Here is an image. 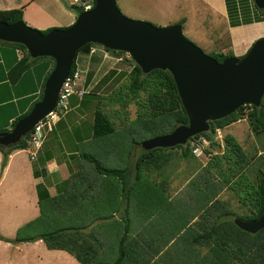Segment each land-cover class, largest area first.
I'll list each match as a JSON object with an SVG mask.
<instances>
[{
	"label": "crops",
	"instance_id": "1",
	"mask_svg": "<svg viewBox=\"0 0 264 264\" xmlns=\"http://www.w3.org/2000/svg\"><path fill=\"white\" fill-rule=\"evenodd\" d=\"M8 1L0 0V10L15 8L7 5ZM52 1L67 16L68 26L75 22L77 13L65 0L22 1L19 6L23 8V18H32L41 29L67 27L57 23L59 18L40 17L41 21H37L28 17L29 8L41 11ZM199 1L227 19L235 55L243 56L257 38L264 37V20L229 24L230 18L242 20V6L252 5L253 0L236 6H229L227 0ZM258 13L253 9L250 16ZM24 57L22 49L0 43V128L4 126L8 131L16 118L32 109L53 69L51 60L42 59L19 74L15 67ZM76 111L73 108L54 131L41 134L35 158L31 147L16 149L3 165L5 154L0 150V188L6 190L0 194V264H83L66 249L49 248L43 239L12 241L21 227L42 214L39 186L42 194L47 190L50 197L43 204L46 225L67 227L68 243L90 263L202 264L213 243L196 238L219 222L222 209L217 200L232 184L227 176H220L224 174L222 156L218 153L208 159L191 152L184 157L182 149L166 150L157 154L161 157L154 164L148 160L139 169L143 152L139 145L122 142L119 149L112 143L105 146L106 154L102 153L100 160L113 161L104 164L127 168L128 172H100L86 154H94L95 150L88 143L101 138L93 135L87 120L74 128L73 123L79 119ZM230 126L233 124L226 129ZM83 144L85 147H80ZM256 148L258 156L263 149ZM238 160L240 169L244 154ZM220 200L227 203L226 197Z\"/></svg>",
	"mask_w": 264,
	"mask_h": 264
},
{
	"label": "water",
	"instance_id": "2",
	"mask_svg": "<svg viewBox=\"0 0 264 264\" xmlns=\"http://www.w3.org/2000/svg\"><path fill=\"white\" fill-rule=\"evenodd\" d=\"M254 1L264 9V0ZM0 40L25 45L33 58L49 56L55 60L42 99L11 130L0 132L2 146L20 142L56 108L77 53L89 42L127 52L145 74L154 69L172 73L189 121L144 141L142 146L146 150L186 145L193 136L208 132L212 121L242 106L259 107L263 102L264 37L255 40L242 57L228 56L219 61L185 36L183 24L158 27L149 21L129 18L117 0H95L94 7L79 12L74 23L47 33L24 20H0ZM234 222L255 234L264 228V211L258 218L236 217Z\"/></svg>",
	"mask_w": 264,
	"mask_h": 264
},
{
	"label": "trees",
	"instance_id": "3",
	"mask_svg": "<svg viewBox=\"0 0 264 264\" xmlns=\"http://www.w3.org/2000/svg\"><path fill=\"white\" fill-rule=\"evenodd\" d=\"M245 0H227L229 6H236L237 3ZM248 3V2H247ZM71 10L77 12V14L81 11L80 6L76 4H71ZM241 8L244 12L242 13L243 19L237 21H232L231 25H240L241 23H252L255 21H263L264 20V9L259 8L255 1L253 0L252 5L246 4ZM255 9L259 13L257 16L251 17L252 10ZM0 20L7 21V22H16L18 20H24L23 18V9H9V10H0ZM185 22L184 18L179 20V23ZM55 27L47 28L42 30L44 33H47L51 29ZM66 28V27H60ZM0 43L3 44H10L15 47L22 49L25 52V57L21 59L20 63L15 67V71L19 72V74L23 73L28 69L34 61L40 59H51L54 61L53 67L55 65V60L49 56L37 57L33 58L29 51L27 50L26 46L21 43H13L0 40ZM101 46L103 49L108 50L109 52H117L116 50L107 49L101 44L89 42L84 45L77 53V56L72 64L71 74L78 68V55L79 53L83 52L86 54H90L91 48L95 46ZM214 57H216L219 61H222L224 58L228 56H234L233 50L229 52H213L211 53ZM96 56V57H95ZM97 53L89 55L90 59L94 61L99 60V56ZM242 57V56H240ZM134 66L130 72V81L127 85V89L130 91L129 95H132L134 98L138 97L140 92H148L149 102L148 104H143L146 108L145 112H142L139 118L136 120L140 128H137L136 133L137 138L140 139L133 140V143L142 146V143L150 138L167 134L171 132L176 126L182 123H188V114L182 104V100L178 93V89L176 86L175 79L172 73L169 70L163 69H154L151 72L145 74L140 66L133 60ZM114 73V71L112 72ZM50 73H48L44 84L48 78ZM92 73L87 72V81L86 84L90 85L92 79ZM111 75V74H110ZM109 76L106 78L108 79ZM44 86L40 93V99L43 97ZM123 91L118 92L116 96L117 100H123ZM86 95H94L92 92H86ZM38 100L36 102H38ZM125 104L127 101L123 100ZM248 109V113H245V110ZM31 110V109H30ZM30 110L24 113L22 116L16 118L13 123L12 127L15 126L17 121L25 116ZM244 115H247L249 123L252 127L254 133H261L264 132V101L262 102L261 106L256 107L254 105H245L240 107L236 112L231 113L230 115L223 117L221 119L215 120L211 122V128L208 132H203L200 134H205L212 138V133L217 127L225 128L234 122H237L239 119H242ZM61 121V120H60ZM59 121V122H60ZM169 127L170 131L162 132L158 130H163V128ZM93 135L97 138H102L111 135L116 131V126L113 120L109 117V115L101 109L99 106L96 107L94 113V121L93 124L90 126ZM8 131V129L3 130ZM152 132H156V134L149 136ZM198 134V135H200ZM29 135L23 137L20 142L16 144H11L9 146H2L0 145V150H2L5 154L3 159V165H6L7 158L9 154L16 150V149H23L28 148V139ZM226 141L228 146H233L232 139L228 136L226 137ZM214 142V140H213ZM238 146V144H234ZM241 150V147L238 146ZM173 149H182V155L188 156L191 153V149L189 144L186 145H176L174 147H157L151 150H146L143 148V152L140 156L139 163L137 164L138 168H141V164L146 161H150L153 164L160 159L161 156L157 155L160 151L166 150H173ZM242 154H244V164L242 168H245L248 164H255L258 160H261V165L256 170V180L255 182H251L246 176L236 182L235 184H230L231 188H233L239 196V201L242 204H246L250 210V213L244 216H237L243 219H255L262 215L264 211V150L258 156L251 157L252 161H248L246 158L245 151L242 150ZM86 158L94 165L98 167V170L105 171L106 173L111 174H124L128 172L127 168H117V167H108L102 161L96 157L93 153H87ZM166 158V156H164ZM248 163V164H247ZM248 167V166H247ZM229 179V178H228ZM230 181V180H227ZM246 184V185H245ZM245 185V186H244ZM245 187V189H244ZM40 205L42 208V214L36 218L35 220L25 224L21 227L17 233V236L12 240L14 242H21V241H35L37 239H43L49 248H61L66 249L70 253L74 254L80 262L83 264H107V263H99L94 262L90 263L87 259L83 257L82 252L75 250V248L68 243L67 233L65 232L68 228H51L46 224L44 215L46 214L43 204L44 199L50 198L48 195L47 190L44 191L42 194L40 186ZM246 191V196L240 195ZM219 202L220 209L222 206L225 205L223 201L220 199L217 200ZM234 212L230 209L228 210H221L220 211V220L218 223L213 224V226L205 230L204 233H201L196 238L197 241H203L204 243L212 242L211 248L208 254H205L202 259V264H264V228L261 229L259 232L252 234L247 231L242 230L239 228L234 219L230 218H223L224 215H230ZM114 264H119L117 261Z\"/></svg>",
	"mask_w": 264,
	"mask_h": 264
},
{
	"label": "rangeland",
	"instance_id": "4",
	"mask_svg": "<svg viewBox=\"0 0 264 264\" xmlns=\"http://www.w3.org/2000/svg\"><path fill=\"white\" fill-rule=\"evenodd\" d=\"M22 1L27 0H10L7 2V5L15 7L13 9H23L21 6H19V3ZM73 1L74 0H65V2L69 4V6ZM61 2L63 1L61 0ZM117 3L121 11L129 18L149 21L158 27L179 23V21L174 22L173 20L177 18L181 20L184 18L185 22L181 24H183L185 36L199 45L208 54H211L214 51L229 52L230 50H233L227 19L220 16L216 11L212 10L209 6L203 4L199 0H117ZM56 4L57 3L53 1L48 2V4H46L44 7L45 9H41V11L34 8H29L28 17L30 15L34 19H37V21H41L40 17L59 18L60 22H57L58 24L62 26H68L67 23L69 22V20L67 19V16L56 9ZM24 21L30 26L38 28V26H36V22L32 18L24 19ZM38 25L41 24L38 23ZM38 29L44 30L41 28ZM95 47L97 48L96 53L99 56H97L99 58V60L97 61L90 59L89 54L83 52L79 53L78 55V68L81 71H85V74L83 75L86 76L87 72H91L93 74L91 83L90 85H87V89L89 90V92L94 93V95H86L85 98L81 100L77 97H73L70 101V105L71 110L73 108L75 110H78V112H75V116H77L79 119L83 118L82 121L76 119L74 123L72 122L74 128L85 123L84 120H87L90 122V124H93L94 113L96 107L98 106L109 115L111 120L114 121L116 126V131L114 133H112L107 138L102 137L101 139L92 140V142L90 141L88 143L89 145H92L94 147V154L97 158H99L102 153L104 155L106 154V152H104V149L107 145L114 143L115 146L118 144L119 149H121L120 145H123L127 142L133 143V140L137 141L138 139H140V137L137 138V135H134L137 128L141 127V125H139L136 120L139 118L142 112H145L146 108L143 104H148L149 94L148 92L142 91L140 92V94H138L137 98L129 95L130 91L127 89V85L130 81L129 75L134 66V62L127 52H110L108 54L109 56H106L104 53V49L101 46L97 45ZM44 60L51 59L45 58ZM40 61H42V59L37 62L40 63ZM51 61L52 63H54L53 60ZM113 71L114 73H112ZM32 72H34V70H31V73ZM109 75L110 77L107 79L106 77ZM122 91L124 92L123 100L127 101L126 104L123 100L118 101L116 98V96H118L117 93H120ZM37 98L40 99V95ZM248 111L249 110L246 109L245 113H248ZM0 120H2L1 117ZM10 127L11 126H9V128ZM84 127H89V125L84 124ZM227 127L222 128L221 138L215 137V141L212 144L214 150L213 155L209 157L205 154H202L201 156L197 157H207L208 159H210L213 156L215 157L216 154L219 153V156H222L221 164L222 171L224 172V174L220 173L221 177L227 176L232 182V185L243 179L245 176L251 182H255L256 170H258V168L260 167L261 160H258L255 164H252L253 161L251 157L257 156L258 151L256 147L264 150V132L258 134L254 133L247 115H244L242 119L234 122L233 126H230L229 129H226ZM5 129L8 128L3 126L2 128H0V132ZM87 130L89 131L88 128ZM158 131L166 132L170 131V128L165 127L163 128V130ZM43 134L45 133H42V135ZM154 134H156V132H152L151 134H149V136H152ZM227 136L228 138L230 137L232 139V142L234 144H238V146L241 147V150L234 144L233 146H228L226 141ZM108 138L111 141H106ZM83 145L80 147H85V145ZM99 146L101 147L100 149ZM139 149L143 151V146L139 145ZM242 150L245 151L247 160L250 162L252 161V163L249 164L248 167L246 166L244 172H242V168L238 169L239 166L237 165L239 161L238 157H242ZM224 152L225 154H227V158L225 157ZM109 162L113 163V161H104L103 163L107 164ZM5 191L6 190L4 187L0 188V194ZM225 193V196L221 195L220 199L226 197L227 200L225 201L227 203H225V205L222 206L221 209H230L234 212V214L231 213L230 215H224L222 216L223 218L234 219L237 216H244L250 213L247 205L240 203L238 193L233 188L229 186L228 190ZM240 195H242L243 197L246 196V191H244V193H241ZM2 223H4V225L6 224L5 222ZM6 230L8 231V229Z\"/></svg>",
	"mask_w": 264,
	"mask_h": 264
},
{
	"label": "built area",
	"instance_id": "5",
	"mask_svg": "<svg viewBox=\"0 0 264 264\" xmlns=\"http://www.w3.org/2000/svg\"><path fill=\"white\" fill-rule=\"evenodd\" d=\"M73 4L80 6L81 11H87L94 7L95 0H74ZM96 52L97 48L93 47L91 48L89 55H92ZM104 53L106 56H109L108 54L110 52L104 49ZM83 74H85V71H81L79 68H77L73 72V74L70 73L60 91L56 108L43 120H41L29 133L30 135L28 144L29 149L31 147L30 152L32 158H35L37 150L41 147V134L54 131L59 121L71 111L70 101L72 100V98L77 97L81 100L83 99L85 93L89 92L86 84L87 75L85 76ZM221 130V127L215 128L212 133V138L205 134H197L190 138L187 144H189L192 153L196 156L205 154L206 156L211 157L214 152L212 147L213 140L215 139V137H222Z\"/></svg>",
	"mask_w": 264,
	"mask_h": 264
}]
</instances>
